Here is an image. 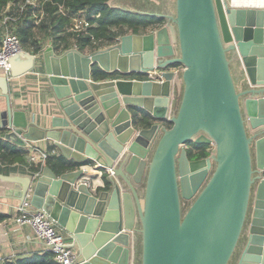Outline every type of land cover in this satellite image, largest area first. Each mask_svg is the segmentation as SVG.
<instances>
[{"label":"water","instance_id":"1","mask_svg":"<svg viewBox=\"0 0 264 264\" xmlns=\"http://www.w3.org/2000/svg\"><path fill=\"white\" fill-rule=\"evenodd\" d=\"M110 1L167 23L89 54L49 46L9 61L14 78L42 63L56 115L47 126L29 121L6 80L2 137L21 147L51 140L70 167L58 175L45 166L19 198L71 237L77 264H264V7ZM95 68L140 78L158 69L164 80L96 81ZM190 142L211 147L209 156L192 160ZM108 168L110 189L100 191L94 181Z\"/></svg>","mask_w":264,"mask_h":264},{"label":"trees","instance_id":"2","mask_svg":"<svg viewBox=\"0 0 264 264\" xmlns=\"http://www.w3.org/2000/svg\"><path fill=\"white\" fill-rule=\"evenodd\" d=\"M110 0H39L37 7L26 5V0H0V16H10L8 21L9 28L17 34L23 47H28L38 53L42 50L43 44L36 35L44 34V38L53 40V47L57 52H64L76 46L80 51L91 48L93 51L112 45L118 37L127 31L141 33L150 26L162 25V18L139 15L119 8L109 6ZM10 5V6H9ZM9 6V9L6 8ZM6 11V12H5ZM84 12L90 26L85 31L76 29L73 18ZM117 76V75H116ZM111 77L100 69L93 70V78L96 81L107 80ZM148 122L147 119L144 120ZM148 124V123H147ZM0 130V159L10 163L27 164V150L10 141L3 140ZM194 149L189 150V155L196 158L209 156V146H201L199 153ZM50 151H53L51 149ZM45 166L51 168L56 174L60 175L68 170L67 160L62 155H51ZM44 166V167H45ZM30 172L38 174L42 172L41 165L33 164ZM7 217L0 214V221ZM141 252V244L138 245V255ZM52 255V254H50ZM7 264H58L53 256L42 258L41 260H19ZM138 264L140 259L138 258Z\"/></svg>","mask_w":264,"mask_h":264},{"label":"crops","instance_id":"3","mask_svg":"<svg viewBox=\"0 0 264 264\" xmlns=\"http://www.w3.org/2000/svg\"><path fill=\"white\" fill-rule=\"evenodd\" d=\"M112 7L118 8L116 6ZM8 9L9 6L6 8V10ZM135 14L146 16V14L144 13ZM160 16L164 20L162 25L150 26L149 28H146L144 31L138 34H149L163 27L167 23V19L163 17L164 15ZM3 17L1 18L0 16V24ZM0 28L3 33L4 27L2 24L0 25ZM125 30L126 32L121 36L134 33L130 30L127 31L128 29L126 28ZM2 38L3 35L1 34L0 46ZM118 39L114 44L104 46L100 49L115 45L118 42ZM52 45L53 44L43 45L42 50L38 53L34 52L28 47H24V50L39 55L42 54V52L46 48ZM89 49L91 48H86L83 52L86 54L92 53L93 50ZM233 72L236 78L237 87L240 90L246 88L247 83L244 70L237 58L234 59ZM109 79L145 78H140L137 75L128 77L117 75ZM6 80L8 82L10 99L14 109L16 111H25L27 113L29 121L42 126H47L52 117L56 114L53 111L54 99L49 93V88L42 63L37 65L36 68L32 71L15 78L11 77L10 73H8L4 68H0V111L6 110L8 106V99L5 96L3 88L7 87ZM2 135L3 134H1V138L3 140H6L2 137ZM31 144L38 150L50 151L51 149H54L57 151L56 155H60L59 150L53 146V142L51 140L46 139L43 141L32 142ZM209 150H211V147H209ZM27 161V164L24 165L20 163H10L8 160L3 161L0 159V214L7 217L3 221H0V264L17 262L19 260H41L45 257H52V255H50L51 253L46 250L44 244L37 239L34 230L30 226L19 225L15 219L18 213V208L22 203V200L19 198V191L22 188V182H26L29 180V177L32 178L37 175L30 172L29 169L30 167H32L33 163L29 162L28 158ZM88 170L91 175L96 174V172H94L92 168H88ZM107 178L108 174L104 173L103 175H101L99 173L98 178L94 181L95 187H99L100 191H108L110 189V186ZM144 187L145 186L142 185L137 188L140 195L144 193ZM136 256L137 254L134 251L133 257H135V260Z\"/></svg>","mask_w":264,"mask_h":264},{"label":"built area","instance_id":"4","mask_svg":"<svg viewBox=\"0 0 264 264\" xmlns=\"http://www.w3.org/2000/svg\"><path fill=\"white\" fill-rule=\"evenodd\" d=\"M37 4L38 0H26V3L21 6V8L24 9L26 5H32L35 8L37 7ZM9 20H11L10 16H4L1 20L4 28L0 46V68H4L8 73H10V59L24 51L20 37L8 26ZM73 23L79 31H85V29L90 26L84 12L77 14L73 18ZM183 68V66L177 65L170 67L169 70L179 73ZM143 80L163 81L164 77L162 76L161 70L156 69L155 71L150 72ZM31 143L32 142H27L24 146V149L28 152L27 158L29 162L35 165H41L42 168H44L47 159L51 155L57 154V151L54 149L53 151L38 150ZM99 173L101 175L104 173L112 175L113 171L108 168L106 172ZM81 180L82 182H87L86 178ZM15 219L19 225H27L34 230L37 239L41 241L46 250L52 254L55 262L58 264H77L78 250L74 246L71 237L61 230L45 211L34 207L31 203L30 196H28L19 206Z\"/></svg>","mask_w":264,"mask_h":264},{"label":"bare ground","instance_id":"5","mask_svg":"<svg viewBox=\"0 0 264 264\" xmlns=\"http://www.w3.org/2000/svg\"><path fill=\"white\" fill-rule=\"evenodd\" d=\"M234 6H259L264 7V0H230Z\"/></svg>","mask_w":264,"mask_h":264},{"label":"rangeland","instance_id":"6","mask_svg":"<svg viewBox=\"0 0 264 264\" xmlns=\"http://www.w3.org/2000/svg\"><path fill=\"white\" fill-rule=\"evenodd\" d=\"M39 1V0H38ZM1 24H2V22H1ZM0 24V25H1ZM3 35V33H2V30H1V28H0V35ZM36 37L39 39V40H41V42H42V44L43 45H47V44H52L53 43V40L51 39V38H44V34H39V35H36ZM73 48H76V49H78L76 46H74ZM72 49V48H71ZM79 50V49H78ZM89 50H92V49H89ZM189 206H190V202H185V204H184V209L185 210H187L188 208H189Z\"/></svg>","mask_w":264,"mask_h":264},{"label":"flooded vegetation","instance_id":"7","mask_svg":"<svg viewBox=\"0 0 264 264\" xmlns=\"http://www.w3.org/2000/svg\"><path fill=\"white\" fill-rule=\"evenodd\" d=\"M201 146H204V145H197V144H195L194 142H190V143H188L187 145H186V148H188V150H190L191 148H201ZM199 149H194V151H195V153H199V151H201V150H199ZM191 157V159L192 160H195V159H200V158H196V157H194V154L192 155V156H190ZM203 158V157H202ZM243 242H244V237H242V239H241V241H240V246L243 244Z\"/></svg>","mask_w":264,"mask_h":264}]
</instances>
